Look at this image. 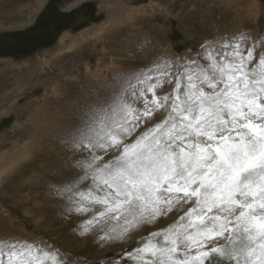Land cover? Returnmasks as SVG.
Returning <instances> with one entry per match:
<instances>
[{"label":"snow or ice","instance_id":"obj_1","mask_svg":"<svg viewBox=\"0 0 264 264\" xmlns=\"http://www.w3.org/2000/svg\"><path fill=\"white\" fill-rule=\"evenodd\" d=\"M111 88L67 130L65 146L79 154L75 175L54 189L69 216L86 217L81 235L99 228L101 245L123 240L190 204L109 264H264V34H225L125 73ZM162 109V121L128 142ZM0 257L80 264L55 246L9 238H0Z\"/></svg>","mask_w":264,"mask_h":264},{"label":"rangeland","instance_id":"obj_2","mask_svg":"<svg viewBox=\"0 0 264 264\" xmlns=\"http://www.w3.org/2000/svg\"><path fill=\"white\" fill-rule=\"evenodd\" d=\"M32 30L55 34L56 42L25 47ZM244 31L264 34V0H0V49L17 50L0 51V238L55 246L80 264H109L177 221L190 204L123 240L101 245L99 228L81 235L86 217L69 216L54 191L75 175L71 160L79 154L65 146L67 130L106 101L123 74ZM166 114L145 119L128 142Z\"/></svg>","mask_w":264,"mask_h":264},{"label":"flooded vegetation","instance_id":"obj_3","mask_svg":"<svg viewBox=\"0 0 264 264\" xmlns=\"http://www.w3.org/2000/svg\"><path fill=\"white\" fill-rule=\"evenodd\" d=\"M66 20V19H65ZM65 24H68L67 22H64ZM57 26V25H56ZM59 27V26H58ZM57 27V31L59 30V28ZM34 30H32V38L31 37H29V38H31L30 40H29V38H28V41L29 42H26V43H24V46L26 47H35L36 46V43L37 42H39L40 41V43H43V44H54L55 42H56V39H55V37H54V35L55 34H49V33H44V36L40 33L39 35V37H37V36H35L36 35V33H35V31L33 32ZM45 32V31H44ZM32 40V41H31ZM28 44V45H27ZM22 46H23V44H22ZM18 49V48H17ZM0 51L2 52V54H11V55H14L15 54V52L17 51V50H4V49H0Z\"/></svg>","mask_w":264,"mask_h":264},{"label":"bare ground","instance_id":"obj_4","mask_svg":"<svg viewBox=\"0 0 264 264\" xmlns=\"http://www.w3.org/2000/svg\"><path fill=\"white\" fill-rule=\"evenodd\" d=\"M80 1V0H79ZM79 3V2H78ZM77 2H74L72 5L74 6V5H77L78 4Z\"/></svg>","mask_w":264,"mask_h":264},{"label":"trees","instance_id":"obj_5","mask_svg":"<svg viewBox=\"0 0 264 264\" xmlns=\"http://www.w3.org/2000/svg\"><path fill=\"white\" fill-rule=\"evenodd\" d=\"M60 30V29H59Z\"/></svg>","mask_w":264,"mask_h":264}]
</instances>
